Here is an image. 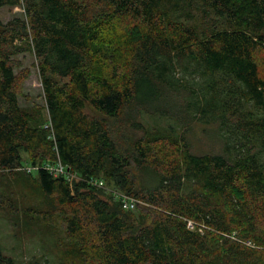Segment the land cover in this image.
<instances>
[{
	"label": "trees",
	"instance_id": "obj_1",
	"mask_svg": "<svg viewBox=\"0 0 264 264\" xmlns=\"http://www.w3.org/2000/svg\"><path fill=\"white\" fill-rule=\"evenodd\" d=\"M194 8L202 25L182 20ZM25 52L47 121L20 103ZM198 127L217 150L195 151ZM19 169L56 199L77 264H264V0H0V173Z\"/></svg>",
	"mask_w": 264,
	"mask_h": 264
},
{
	"label": "rangeland",
	"instance_id": "obj_2",
	"mask_svg": "<svg viewBox=\"0 0 264 264\" xmlns=\"http://www.w3.org/2000/svg\"><path fill=\"white\" fill-rule=\"evenodd\" d=\"M25 18L22 6L1 9L4 24ZM187 18L184 16L182 20L193 25L205 22L203 12L198 8L192 9L190 19ZM15 60L21 64L16 68L18 75L23 71L29 72L24 79L23 94L19 97L21 105L41 111L47 121L49 114L38 74V61L28 52L17 55ZM86 112L94 113L89 106ZM140 121L146 127L167 125L158 116L144 115ZM201 129L198 127L190 134L195 151L202 153L217 150L220 142L216 132ZM25 171L19 169L0 173V195L7 196L12 202L7 201L5 204L0 201V248L3 255L12 264H77L74 248L63 231L62 219L55 212L50 214L56 199L52 204L36 183L28 182Z\"/></svg>",
	"mask_w": 264,
	"mask_h": 264
},
{
	"label": "built area",
	"instance_id": "obj_3",
	"mask_svg": "<svg viewBox=\"0 0 264 264\" xmlns=\"http://www.w3.org/2000/svg\"><path fill=\"white\" fill-rule=\"evenodd\" d=\"M46 128H48L49 126L46 125ZM46 168L55 176H60V175H67L66 173V168L65 166L58 161L57 164L55 165H47ZM29 171H31V168H27ZM99 186L100 187H104L105 184L103 182H99ZM116 198L118 199V201L121 203L122 207L124 210L127 211H133L136 210L140 205H142L143 203L138 200L137 198L131 197L129 195L126 194H122V193H117L116 194ZM189 227L190 228H194L193 223H189Z\"/></svg>",
	"mask_w": 264,
	"mask_h": 264
}]
</instances>
